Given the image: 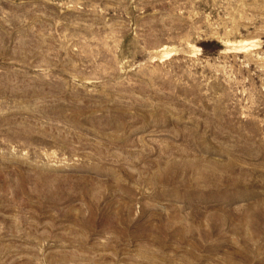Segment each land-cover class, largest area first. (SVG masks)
Masks as SVG:
<instances>
[{
    "label": "rangeland",
    "instance_id": "obj_1",
    "mask_svg": "<svg viewBox=\"0 0 264 264\" xmlns=\"http://www.w3.org/2000/svg\"><path fill=\"white\" fill-rule=\"evenodd\" d=\"M0 264H264V0H0Z\"/></svg>",
    "mask_w": 264,
    "mask_h": 264
}]
</instances>
